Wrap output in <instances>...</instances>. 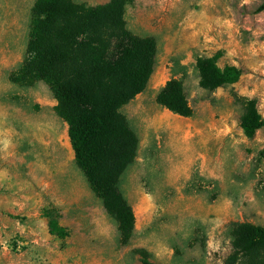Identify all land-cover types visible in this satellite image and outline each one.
<instances>
[{"label": "rangeland", "instance_id": "1", "mask_svg": "<svg viewBox=\"0 0 264 264\" xmlns=\"http://www.w3.org/2000/svg\"><path fill=\"white\" fill-rule=\"evenodd\" d=\"M36 0H0V264H224L233 225L264 227V127L241 128L244 100L264 113V0H135L128 28L157 42L146 90L121 109L139 139L119 190L136 216L129 244L75 160L69 127L45 82L14 83L27 57ZM88 6L108 0H73ZM242 70L215 91L197 60ZM185 87L193 115L161 106L168 81ZM55 208L67 236L50 233ZM238 264H264V253Z\"/></svg>", "mask_w": 264, "mask_h": 264}, {"label": "trees", "instance_id": "2", "mask_svg": "<svg viewBox=\"0 0 264 264\" xmlns=\"http://www.w3.org/2000/svg\"><path fill=\"white\" fill-rule=\"evenodd\" d=\"M135 0H108L97 6L73 0H36L32 8L27 57L11 77L14 83L45 82L56 101V113L69 127L75 160L92 190L119 221L121 239L129 244L136 228L133 207L119 190V180L136 159L139 139L121 109L142 94L154 73L157 42L129 28L126 12ZM264 11V3L258 12ZM220 54L200 57V86L208 91L237 83L242 70L218 65ZM158 103L181 117L193 109L183 83L172 79ZM241 128L253 138L264 127L255 100H244ZM50 233L65 238L55 208L47 207ZM232 252L224 264L243 255L264 253V227L233 225ZM143 264H153L145 260Z\"/></svg>", "mask_w": 264, "mask_h": 264}]
</instances>
